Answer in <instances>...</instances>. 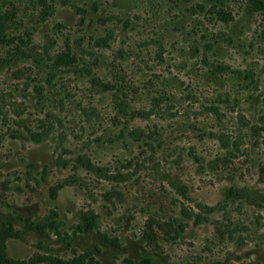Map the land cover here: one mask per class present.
Returning a JSON list of instances; mask_svg holds the SVG:
<instances>
[{"label": "rangeland", "instance_id": "374dc122", "mask_svg": "<svg viewBox=\"0 0 264 264\" xmlns=\"http://www.w3.org/2000/svg\"><path fill=\"white\" fill-rule=\"evenodd\" d=\"M0 68V264H264V0H0Z\"/></svg>", "mask_w": 264, "mask_h": 264}, {"label": "trees", "instance_id": "16d2710c", "mask_svg": "<svg viewBox=\"0 0 264 264\" xmlns=\"http://www.w3.org/2000/svg\"><path fill=\"white\" fill-rule=\"evenodd\" d=\"M94 2H98V0H93ZM183 2V4H187L189 0H178V2ZM253 3H257L258 1H252ZM255 6V5H254ZM96 7V6H95ZM208 13H210V15L212 16H219V18H222L224 22H230L232 19L231 14H229L227 11H225L224 9H218L217 7H215L214 9H209ZM1 69V68H0ZM87 73V77L90 79L92 87L97 90L98 92L101 93H106V92H111L113 93V95L115 96V100L116 103H118L119 105V112L120 114H122L123 116L126 115L125 113L127 112V109H129L128 105V96L126 95V93H124V91L118 87H116L115 85L111 84V83H105L99 79H97L91 69H84ZM126 132H128L129 136L131 138H133V140L138 143V144H143L145 146H148L150 148L153 147V140H154V133L152 132H148L146 130H140V129H134V130H130L128 127L124 129ZM36 141H40V138H36ZM90 164V163H88ZM86 166V165H85ZM91 165H88V168H90ZM183 188V192L185 193L187 191L186 187H182ZM55 193V191H54ZM206 210H210V208H206ZM186 217H194V214H190L186 211H184ZM88 217H93V216H88ZM196 217H203L201 214H196ZM88 222H90L92 219L87 218ZM91 223V222H90ZM97 264V263H95Z\"/></svg>", "mask_w": 264, "mask_h": 264}]
</instances>
